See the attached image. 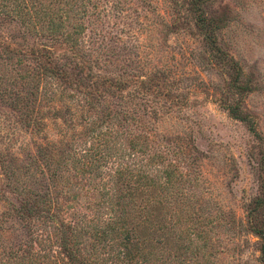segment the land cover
Returning <instances> with one entry per match:
<instances>
[{
  "label": "rangeland",
  "instance_id": "rangeland-1",
  "mask_svg": "<svg viewBox=\"0 0 264 264\" xmlns=\"http://www.w3.org/2000/svg\"><path fill=\"white\" fill-rule=\"evenodd\" d=\"M98 1L99 14L84 19L86 29L79 36L89 66L101 77L144 84H134L125 100L104 95L97 109L88 112L82 94L63 90L55 79L44 80L27 126L24 116L9 104L15 96H29L37 64L28 55L0 59V163L3 158L12 161V168L18 167L14 180L19 178L37 191L52 189L55 170L62 177L58 199L69 206L62 217L90 224L99 203V191L94 189L99 178L83 174L75 179L77 172L64 165L68 156H78L84 146L98 145L106 156L98 171L106 173L115 162L125 163L128 141L137 137L136 142L142 143L144 136L149 154L161 155V169L171 164L168 170L182 174L179 189L197 213L210 219L203 231L209 236L211 253L217 252L213 261L259 264L258 239L245 227V206L260 196L264 180V0H210L206 6L223 24L218 40L223 50L250 81L251 92L241 104L254 122L256 136L219 104L221 96L237 97L227 93L228 76L208 63L210 53L194 29L189 0ZM0 40L24 50L51 43L25 35L20 23L3 17ZM61 45L56 58L68 55L66 45ZM94 126H101L95 134L112 126L113 132L129 136L94 141L89 132ZM105 142L107 146H102ZM3 178L0 164L1 263L7 262L10 249H24L28 242L17 217L1 220L6 211L15 214L6 207H18L21 198L5 189ZM66 190L70 202L64 204ZM77 212L86 219L78 221L73 216ZM37 221V231L49 230L52 235L51 228ZM182 221L188 224V218ZM47 242L57 253L54 239Z\"/></svg>",
  "mask_w": 264,
  "mask_h": 264
},
{
  "label": "trees",
  "instance_id": "trees-1",
  "mask_svg": "<svg viewBox=\"0 0 264 264\" xmlns=\"http://www.w3.org/2000/svg\"><path fill=\"white\" fill-rule=\"evenodd\" d=\"M209 1L189 0V11L194 29L208 47V63L228 76L227 93L237 97L231 100L228 96H221L219 104L232 119L249 126V131L256 136L252 127L254 122L241 104L243 96L251 92L250 81L244 79L237 61L223 50L218 41L223 24L207 11ZM99 4L98 0H0V17L20 23L25 35L51 42L49 46L24 50L0 40L2 61L28 55L37 64V73L30 79L29 96H15L9 104L24 116L27 126L31 125V108L39 98L40 85L44 80L55 79L63 90L70 88L82 94L88 112L97 109L96 105L104 95L125 100V94L134 84H144L143 81L119 77H101L96 68L92 71L89 66L80 48L79 36L86 29L84 19L99 14ZM61 44L66 45L68 55L56 58L55 52ZM99 127L89 130L93 132L91 137L94 141L113 135L114 138L129 136L128 132L124 135L113 132L112 126H105L103 131L95 134ZM141 138L142 143L136 142L137 137H134L135 141H128L125 163L115 162L114 168L106 173L98 171L100 162L106 157L100 153L98 145L84 146L78 156H68L64 165H70L68 170L77 172L75 179L79 176L81 179L83 174H93L92 180L99 178L94 184V189L99 191V203L96 217L90 220V224L69 222L62 217L69 206H64L58 199L61 192L56 189L62 183V177L55 170L51 176L52 189L37 191L27 188L19 178L14 180L18 167L13 169V162L3 158L0 164L4 187L21 198L17 199L18 207H6L15 214L6 211L1 220L17 217L14 219L27 233L28 242L24 249H10L6 254L7 262L1 263L0 260V264H216L213 259L217 252L211 253L209 236L203 231L210 219L197 213L189 197L179 189L184 183L182 174H174L172 168L168 170L171 164L161 169V155H150L151 147L148 142L145 144L144 136ZM105 143L102 146H107ZM112 145H116L114 141ZM68 192L66 190L63 194L64 204L70 202ZM245 213L247 232L258 239V262L264 264V180L260 196L245 206ZM73 216L78 221L86 219L80 212ZM183 218H188V224L182 221ZM35 220L51 228L52 235L49 230L37 231ZM43 235L46 237L42 238ZM52 238L59 247L57 253L48 245L47 240L50 242Z\"/></svg>",
  "mask_w": 264,
  "mask_h": 264
}]
</instances>
